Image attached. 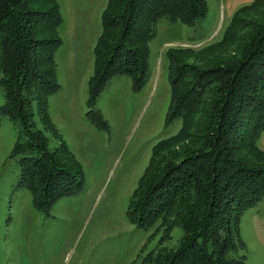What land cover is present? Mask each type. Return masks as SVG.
<instances>
[{
  "label": "trees",
  "instance_id": "obj_1",
  "mask_svg": "<svg viewBox=\"0 0 264 264\" xmlns=\"http://www.w3.org/2000/svg\"><path fill=\"white\" fill-rule=\"evenodd\" d=\"M207 8V0L106 1L88 79L87 114L97 127L108 128L92 107L111 77L129 74L133 90L148 80L149 41L157 20L165 15L191 24ZM62 21L58 0H0V89L5 96L0 112L19 126L11 151L20 166L17 186L28 190L34 207L44 213L84 184L81 168L72 169L59 157L66 145L49 150L33 122L36 113L44 124L49 121V96L59 87L55 51ZM218 43L229 48L166 50L170 98L165 121L179 118L181 125L152 147L127 211L130 222L142 228L159 217L167 222L169 214L178 216L183 241L154 264H245L228 252L241 241L243 211L264 198V152L257 145L264 132V0L239 6ZM180 138L192 144L182 147L178 158H165L162 150Z\"/></svg>",
  "mask_w": 264,
  "mask_h": 264
},
{
  "label": "rangeland",
  "instance_id": "obj_2",
  "mask_svg": "<svg viewBox=\"0 0 264 264\" xmlns=\"http://www.w3.org/2000/svg\"><path fill=\"white\" fill-rule=\"evenodd\" d=\"M106 1L58 0L63 16L55 51L59 87L49 96V121L44 124L39 113L33 118L49 150L66 145L69 153L59 157L68 167L81 168L82 190L59 199L48 213L35 208L30 192L17 186L20 166L11 151L20 137L19 126L0 112V264H154L183 241L174 213L167 222L159 217L148 228L136 227L127 216L152 147L181 125L179 118L165 121L170 98L166 50L228 49L218 43L224 28L233 12L251 0H207L206 13L191 24L159 18L149 41L150 76L145 84L133 90L130 75L122 73L111 77L99 93L92 108L107 121L108 128L102 129L87 114V97ZM183 55L203 64L201 58ZM4 102L0 89V104ZM177 140L162 150L165 158H178L182 147L192 144ZM257 145L264 152V132ZM239 233L241 241L236 240L228 254L243 257L245 264H264V198L243 211Z\"/></svg>",
  "mask_w": 264,
  "mask_h": 264
},
{
  "label": "crops",
  "instance_id": "obj_3",
  "mask_svg": "<svg viewBox=\"0 0 264 264\" xmlns=\"http://www.w3.org/2000/svg\"><path fill=\"white\" fill-rule=\"evenodd\" d=\"M61 8V7H60Z\"/></svg>",
  "mask_w": 264,
  "mask_h": 264
}]
</instances>
